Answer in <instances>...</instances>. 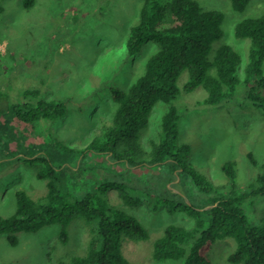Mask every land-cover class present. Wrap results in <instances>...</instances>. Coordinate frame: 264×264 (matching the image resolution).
Instances as JSON below:
<instances>
[{
	"label": "rangeland",
	"instance_id": "rangeland-1",
	"mask_svg": "<svg viewBox=\"0 0 264 264\" xmlns=\"http://www.w3.org/2000/svg\"><path fill=\"white\" fill-rule=\"evenodd\" d=\"M195 1L203 9L223 14L222 37L212 44V54L224 45L239 54L241 62L235 73L239 84L231 100L210 106L205 103L208 94L201 86L184 90L189 77L188 72L183 71L175 81L178 91L175 100L170 104L156 103L147 127L140 131L139 143L142 150H150V141L157 142L160 138L163 115L173 107L179 116L176 144L189 146L186 162L200 175L205 189L202 190L201 185L194 187L192 179L170 182L177 183L175 191L187 196L195 206L206 209L213 197L247 190L264 170V114L245 100L246 88L241 82L251 45L248 39L238 38L234 33L239 21L264 13V0H251L243 12H235L230 0ZM142 2L31 0V6L25 8L24 0H0V127L8 123L0 132V217L6 218L15 211V190H24L32 199L46 193L45 182L38 180L33 169L21 160L26 147H31L26 154L37 153L39 142L48 133L64 144L85 146L114 114L117 104L111 90L125 91L143 74L145 62L156 52V45L153 42L142 44L133 56L128 55L125 48L129 29L137 23ZM262 71L264 73V62ZM25 89L39 91L34 101L66 100L65 115L39 126L33 124L30 129L18 123L9 109ZM259 95L264 98V90ZM228 161L235 165L234 185L222 170ZM97 162H105L106 167L110 164L96 155L85 160L86 166ZM112 166L123 169L114 163ZM167 167L166 170L158 167L130 169L134 168L132 175L140 182L164 194L163 185L172 180ZM98 171L96 179L100 180L104 174L101 168ZM133 185L137 192L131 198H139L134 206L123 204L115 190H110L106 196L109 205L134 217L148 233V238L141 241H132L124 232L119 233V250L127 264H183V260H153V246L167 226L190 228L194 220L158 203L155 195L148 197L142 188ZM242 208L251 224L264 226V198L248 199ZM91 227L72 221L66 228L68 242L65 245L60 243L61 228L56 224L36 233L16 234L15 246L5 235H0V264H55L58 260L85 256ZM234 248L233 239L223 238L207 255L212 264H229L226 259Z\"/></svg>",
	"mask_w": 264,
	"mask_h": 264
},
{
	"label": "trees",
	"instance_id": "trees-1",
	"mask_svg": "<svg viewBox=\"0 0 264 264\" xmlns=\"http://www.w3.org/2000/svg\"><path fill=\"white\" fill-rule=\"evenodd\" d=\"M250 1L230 0L231 8L243 12ZM24 6L29 8L31 0H24ZM223 18L220 11L203 9L195 0H143L137 23L129 29L125 45L130 56L137 54L142 44L153 42L156 45V52L145 62L143 74L125 91L111 90L117 104L114 114L85 146L64 144L48 133L39 142L37 153L26 154L31 148L26 147L21 160L33 169L38 180L45 182L46 193L32 199L24 190H15V211L6 218L0 217V235H5L15 246L18 242L16 234L36 233L45 226L56 224L61 228L60 243L65 245L68 242L67 226L72 221H79L92 226L85 256H73L55 264H127L119 250V233L124 232L132 241L145 240L148 233L134 217L109 205L106 196L110 190H115L123 204L134 206L139 200L131 198L137 192L133 185L136 184L146 196L155 195L158 203L194 220L190 228L167 226L163 236L154 243L153 260L212 264L207 255L212 246L218 240L231 238L235 248L228 255L227 263L264 264V226L251 224L242 208L248 199L264 198V170L247 190L213 197L208 208H199L187 196L175 191L176 182H170L192 179L194 187L201 185L202 190L205 189L200 175H196L186 162L189 146L176 144L177 111L170 107L163 115L160 138L157 142L150 141L149 151L142 150L139 143L140 131L147 127L152 108L157 102L170 104L175 100L178 94L175 81L185 70L189 81L184 90L201 86L208 94L206 104L219 106L232 99L239 84L235 73L241 62L240 56L226 45L212 54V44L222 37ZM234 33L238 38L248 39L251 45L249 63L241 81L246 88L245 100L264 114V98L259 95L264 90V13L239 21ZM38 94L37 90H23L9 109L14 120L28 129L33 124L39 126L44 121L62 118L66 113V100L34 101ZM5 124H1L0 132L5 129ZM94 155L110 164L106 167L105 162H97L86 166L85 160ZM113 163L123 169H115ZM234 166L231 161L222 166L232 185L235 184ZM130 167L165 170L167 167L172 180L163 185L165 193H159L132 175L134 168ZM100 168L104 176L97 180ZM173 172L177 175H172ZM159 177L161 180L162 176Z\"/></svg>",
	"mask_w": 264,
	"mask_h": 264
}]
</instances>
